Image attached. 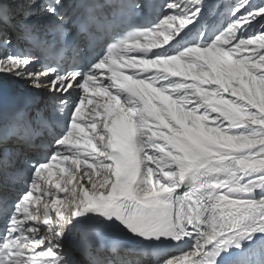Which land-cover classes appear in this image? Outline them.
I'll use <instances>...</instances> for the list:
<instances>
[{"label":"snow or ice","instance_id":"1","mask_svg":"<svg viewBox=\"0 0 264 264\" xmlns=\"http://www.w3.org/2000/svg\"><path fill=\"white\" fill-rule=\"evenodd\" d=\"M0 264H264V0H0Z\"/></svg>","mask_w":264,"mask_h":264}]
</instances>
